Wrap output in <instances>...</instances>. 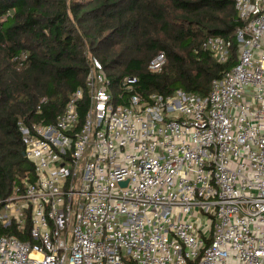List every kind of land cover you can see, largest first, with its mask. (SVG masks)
Returning a JSON list of instances; mask_svg holds the SVG:
<instances>
[{
	"label": "built area",
	"instance_id": "obj_1",
	"mask_svg": "<svg viewBox=\"0 0 264 264\" xmlns=\"http://www.w3.org/2000/svg\"><path fill=\"white\" fill-rule=\"evenodd\" d=\"M235 7L237 43H202L220 63L237 44L208 94L144 97L127 76L125 99L94 56L54 121H20L36 178L0 222L32 226L28 240L0 235V264H264V0Z\"/></svg>",
	"mask_w": 264,
	"mask_h": 264
},
{
	"label": "trees",
	"instance_id": "obj_2",
	"mask_svg": "<svg viewBox=\"0 0 264 264\" xmlns=\"http://www.w3.org/2000/svg\"><path fill=\"white\" fill-rule=\"evenodd\" d=\"M235 1L0 0V209L16 186L36 178L20 121H54L71 94L86 88L92 56L125 99L127 76L137 77L133 92L144 97L178 88L206 95L235 64L237 44L220 63L202 43L210 35L237 43L243 24ZM160 52L166 62L152 71ZM31 226L29 219L23 228L0 222V235L28 240Z\"/></svg>",
	"mask_w": 264,
	"mask_h": 264
},
{
	"label": "water",
	"instance_id": "obj_3",
	"mask_svg": "<svg viewBox=\"0 0 264 264\" xmlns=\"http://www.w3.org/2000/svg\"><path fill=\"white\" fill-rule=\"evenodd\" d=\"M24 154H25V151H24Z\"/></svg>",
	"mask_w": 264,
	"mask_h": 264
},
{
	"label": "rangeland",
	"instance_id": "obj_4",
	"mask_svg": "<svg viewBox=\"0 0 264 264\" xmlns=\"http://www.w3.org/2000/svg\"><path fill=\"white\" fill-rule=\"evenodd\" d=\"M92 58H93V56H92Z\"/></svg>",
	"mask_w": 264,
	"mask_h": 264
}]
</instances>
